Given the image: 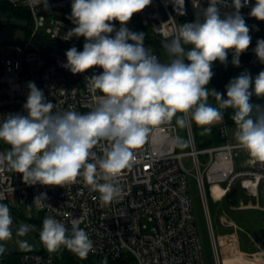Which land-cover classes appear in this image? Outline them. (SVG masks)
<instances>
[{"label":"clouds","instance_id":"obj_1","mask_svg":"<svg viewBox=\"0 0 264 264\" xmlns=\"http://www.w3.org/2000/svg\"><path fill=\"white\" fill-rule=\"evenodd\" d=\"M184 2L172 0L179 15L185 14ZM28 3L33 10L41 4L47 8V0ZM151 3L72 0L70 19L75 27L66 38L82 36L86 42L83 51L76 47L67 50L64 66L73 74L102 68V74L87 78L88 87L100 96L87 113L72 109L54 112V104L46 101L34 82H29L23 106L27 114H10L0 122V141L10 146L0 152V171L22 174L29 186L65 187L82 178L91 191L99 193L101 206L109 205L121 198L119 177L133 166L136 150L146 144L156 126L175 119L180 129L195 124L201 135H209L227 108L234 110L231 119L239 146L250 156L264 160V106L251 102L253 94L264 98V71L255 77L254 88L248 73L231 80L226 98L207 88L214 75L213 62L225 64L232 51V63L238 67L241 54L249 48L250 29L240 13L249 0H232L235 11L223 15L226 0H209V6L194 22L179 25L172 38L163 41L171 58L167 63L144 47L143 32L127 27L133 15ZM250 15L264 21V0H255ZM114 21L120 24L118 30ZM185 45H191V50L185 51ZM254 51L264 63V39L257 40ZM209 95L215 97L217 106L208 103ZM175 144L183 148L187 141L177 136ZM46 200V193H41L33 205L52 208ZM31 212L32 205L26 214L31 216ZM12 225L9 206L0 203V255L13 239ZM34 229V225L21 224L16 235L26 236ZM39 235L49 253L66 248L86 258L95 251L84 229L73 224L69 231L64 222L52 216L44 218ZM17 244L24 250L31 248L26 240Z\"/></svg>","mask_w":264,"mask_h":264},{"label":"built area","instance_id":"obj_2","mask_svg":"<svg viewBox=\"0 0 264 264\" xmlns=\"http://www.w3.org/2000/svg\"><path fill=\"white\" fill-rule=\"evenodd\" d=\"M4 1L29 9L34 32L41 34L40 29L44 27L51 39L67 45L82 40V36L66 38L75 27L68 19L72 0H47V8L41 4L36 10L30 7L28 0ZM231 5L232 0H226L222 15L235 11ZM254 5L255 0H249L240 9L245 21L257 20L250 15ZM208 6L209 0H185V14L179 15L172 0H152L139 13L143 23L153 28L154 36L167 40L172 38L179 25L194 22L201 10ZM262 22L263 27L254 26V32L264 35ZM36 40L34 33H29L25 39L12 40L3 36L0 41V122L10 114H27L23 106L27 101L29 82H34L43 91L46 101L54 104V112L72 109L83 114L91 111L100 93L88 87L87 78L92 77L90 70L73 74L64 66L67 64L66 54L53 48L45 51ZM214 63L213 73L220 76L224 64ZM219 127L221 136L227 140L229 126L223 122ZM186 135L190 148L179 151L175 138L182 137V132L175 119L169 124L156 126L146 144L136 150L133 166L119 177L122 193L118 202L101 206L99 193L91 191L82 178L65 187L39 183L29 186L23 182L22 174L7 170L0 171V202L32 205L33 211L41 216L42 224L47 216L64 222L69 231L73 224H77L93 241L95 251L92 253L107 257L115 264H206L196 222L195 201L190 192L188 175L191 169L185 165L184 156H192L193 175L208 220L210 196L215 197V184L223 188L219 197L240 184L259 198L260 208L264 211V160L251 156L246 166L238 168L234 160L237 149L241 148L239 144L225 141L200 148L192 124L187 127ZM3 151L0 145V152ZM96 151L100 153V149ZM201 154H207V160L202 161ZM41 193H46L45 203L52 208L38 209L33 205L34 198ZM221 221L223 224L228 222L225 218ZM209 227L217 262L224 264L214 227L212 224ZM261 234L264 236V216ZM238 236L233 234L232 237L239 245ZM248 255L249 259L261 261L264 251ZM19 264L58 263L41 251L29 250L23 251Z\"/></svg>","mask_w":264,"mask_h":264},{"label":"rangeland","instance_id":"obj_3","mask_svg":"<svg viewBox=\"0 0 264 264\" xmlns=\"http://www.w3.org/2000/svg\"><path fill=\"white\" fill-rule=\"evenodd\" d=\"M43 13L47 16V21H49V16L46 11L42 8ZM19 24H22L27 27H31L29 25V21L24 18L18 21H15ZM2 23V22H0ZM48 23V22H47ZM116 29L118 30L120 27L119 22H113ZM33 25V20L31 22ZM127 27L129 30L133 32H143L153 35V28L151 26L145 25L143 23V19L140 13H136L131 18L130 22H128ZM3 36L8 39L21 40L28 37L29 32L20 27L13 26H3L1 29ZM40 32L46 35L45 28H41ZM68 50L70 49L67 45L65 46ZM147 49H150L154 55L159 56L162 60V63H167L171 58L169 57L166 50L163 48V45L148 43ZM66 49V50H67ZM242 73H248L253 79V87L255 77L260 73L254 70H245L243 68L233 69L231 72V77L234 79L241 75ZM209 89L215 90L219 92V88L216 86H212ZM208 103L212 106H217L216 103L212 102L210 97L208 98ZM220 123V122H219ZM219 123L212 126L211 133L209 135H201V139H207L212 137L214 127L218 126ZM180 129V128H179ZM186 129H180V131L184 134L183 139L187 141L185 147H179V151H187L190 146L187 140ZM199 132L201 129L199 128ZM196 140L197 146H199V142ZM0 145L6 151L10 148L9 145L0 141ZM249 153L242 148L237 149V155H235V161L239 164L241 161L245 160L249 157ZM200 158L202 161L207 160V154H201ZM185 165L191 169L189 172V184H190V192L195 201V213H196V222L199 229V234L201 241L204 247V256L206 260V264H218L216 254L213 246V236L210 231L209 225L212 224L214 227V232L216 235V239L219 246V251L221 254V259L224 258V264L226 263L227 254L233 257V252L237 251L238 248L248 254H258L260 251H264V236L261 234L262 221L264 216V211L260 208V200L257 196L252 195L248 192L240 184H236L225 196L219 197L210 196V217H208L204 211L203 204L200 199L198 185L195 176L194 164L192 161L191 155H185L184 158ZM238 166V165H237ZM0 203H5L10 208V214L13 218V239L9 241L6 245L7 249H13L16 251H29L24 250L19 247L17 244L18 240L24 241L26 240L31 246L30 250H38L41 246L39 243V238L37 233L40 232L41 227L38 223L32 219L37 215L33 209L31 212V216L27 215V210L29 205H12L9 201H4ZM222 218L228 220L227 223L223 224L221 221ZM21 224H31L35 226V229L29 232L26 236H17L16 231ZM233 234H239V245L237 240L233 239ZM229 245L227 246L226 245ZM234 246L237 247H233ZM246 245V246H245ZM245 247L247 249H245ZM246 254L247 258L250 255ZM107 261V264H112L111 260L107 257L100 256L94 253H89L86 258H81L80 261L82 264H104V261ZM253 260V259H252ZM261 261H264V256L261 255ZM223 261V260H222ZM113 262V261H112ZM241 264V263H238Z\"/></svg>","mask_w":264,"mask_h":264},{"label":"trees","instance_id":"obj_4","mask_svg":"<svg viewBox=\"0 0 264 264\" xmlns=\"http://www.w3.org/2000/svg\"><path fill=\"white\" fill-rule=\"evenodd\" d=\"M24 18H26L29 21V25L32 27V25H31L32 17H31V13H30L28 8H26V7H15L7 1L0 0V22H15V21H18V20L24 19ZM68 19L71 20L70 18H68ZM245 22L250 29L249 34L252 37V40H251V43L249 45V48L241 54L239 60H241L245 63H248V64H255V65L261 64V62L257 58L254 50L256 48L257 40L264 39V35L254 32V26L262 28L263 22L260 20L245 21ZM2 27L3 26H0V41L3 38V33L1 32ZM144 34L145 35H151L148 33H144ZM41 35L44 36L45 38L51 40V41L53 40L47 34L44 35L43 33H41ZM28 36H29V34H28ZM113 36H114V33H113ZM36 41L38 42V44H40L43 47V49L45 51H49L52 49L51 47L45 45L44 43L40 42L39 40H36ZM53 41L58 43L64 49H67L65 47L67 44H63V43L56 41V40H53ZM85 42H86L85 38L82 37V40L78 44L67 45V46L69 48L76 47L78 51H83V46H84ZM148 43L157 44L152 39L144 40V46L146 47V49L148 48L147 47ZM185 46H191V45H185ZM157 57L162 62L160 57L159 56H157ZM232 60H233V56L228 52L227 62L224 64V69H223L222 74L220 76L213 75L210 83L207 85V88H210L212 86L218 87L219 88L218 93H222L225 98H226V86L229 84V82L231 80H233V78L231 77L232 70L236 69V68H243L245 70H248V69L244 68V66L241 63H239L238 67L235 66L232 63ZM214 66H215V63L213 62L212 71H213ZM254 71H257V72L264 71V67L259 69V70H254ZM90 73L92 74V76L100 75L103 73V69L99 68V69H95V70H90ZM250 91H252V88H250ZM209 97H210L212 102L217 104L214 96L209 95ZM251 102L254 105L264 106V98H258L255 96V94H253V96L251 98ZM233 113H234V110L232 108H227V109L223 110L224 123L227 124L229 127L234 126V122L231 119ZM192 125H193V130L195 133L196 140L198 141V139L200 140V136H201L200 132H199V128L195 124H192ZM225 141H226V138L222 137L220 134V127L216 126L213 129L212 137H209L207 139H201L199 142V146H200V148H204V147H208V146H212V145H216V144H221V143H224ZM178 149H179V147H178ZM32 219H34V221L36 223H38L40 225V227L42 228L41 216L39 214L35 215V217H33ZM39 233L40 232H38L37 235H38L39 243L41 244V246L38 249V251H41V252L51 256L58 264H82L80 261V257L77 254L73 253L72 251H70L66 248H61L59 251H57L55 253H49L47 251V249L41 243ZM22 253H23V251H16L13 249H7L3 255H0V264H19V259H20V256ZM111 263L115 264L112 261H111Z\"/></svg>","mask_w":264,"mask_h":264},{"label":"water","instance_id":"obj_5","mask_svg":"<svg viewBox=\"0 0 264 264\" xmlns=\"http://www.w3.org/2000/svg\"><path fill=\"white\" fill-rule=\"evenodd\" d=\"M0 26H17V27H20V28H23L25 30H27L30 34L34 33V36L37 40H39L40 42L44 43L45 45L53 48V49H56L64 54H66L67 50L64 49L63 47H61L59 44L55 43L54 41H51L47 38H45L44 36H42L40 33L38 32H34V30L31 28V27H27V26H24L22 24H19L17 22H2L0 23ZM149 39H152L154 40L156 43L160 44V45H163V41H165V39H162L158 36H154V35H145V39L144 40H149ZM131 41H129L130 43ZM145 47V46H144ZM191 47L192 46H184L185 48V51H189L191 50ZM146 48V47H145ZM229 53L233 56V53L232 51H229ZM240 63L244 66V68L248 69V70H259L261 68L264 67V63H261V64H248V63H245L243 61L240 60ZM100 67H93L89 70H95V69H99Z\"/></svg>","mask_w":264,"mask_h":264},{"label":"crops","instance_id":"obj_6","mask_svg":"<svg viewBox=\"0 0 264 264\" xmlns=\"http://www.w3.org/2000/svg\"><path fill=\"white\" fill-rule=\"evenodd\" d=\"M223 122H224V119H222V121L219 123L218 126H220V124H222ZM234 132H235V125L234 126H230L229 127L228 138H227L226 141H228V142H230L232 144H238V142L234 138ZM183 135L184 134L182 133V137H183ZM187 140H188V138H187ZM250 158H251V156L247 157L245 160L241 161L239 164H237V162L234 160L235 161V165L236 166L238 165L237 166L238 168H242V167L246 166L250 162ZM217 188H219L220 190L219 191L216 190V191H214V193H215L216 196H220L221 195L220 192H221V190H223V188H220L219 186ZM226 245H227V243H226ZM233 247H235L234 243H233ZM235 248H237V247H235ZM226 263L227 264H238V263H241V264H264V261L261 262V261H259L257 259L256 260L249 259V258H247L245 256L244 252L241 249L238 248L237 251L233 252V257H231V256H229L227 254Z\"/></svg>","mask_w":264,"mask_h":264},{"label":"bare ground","instance_id":"obj_7","mask_svg":"<svg viewBox=\"0 0 264 264\" xmlns=\"http://www.w3.org/2000/svg\"><path fill=\"white\" fill-rule=\"evenodd\" d=\"M218 186H219L220 188H222L220 185H218V184H215V185H214V187H213V191H216V190H218V191H219L220 189H219V188H217ZM222 193H223V190H221L220 194H222ZM227 246H229V245H227Z\"/></svg>","mask_w":264,"mask_h":264}]
</instances>
